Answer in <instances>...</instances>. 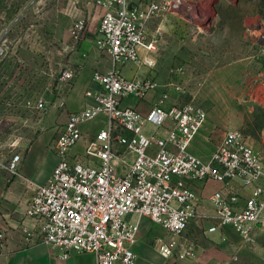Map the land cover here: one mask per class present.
<instances>
[{
	"label": "built area",
	"instance_id": "1",
	"mask_svg": "<svg viewBox=\"0 0 264 264\" xmlns=\"http://www.w3.org/2000/svg\"><path fill=\"white\" fill-rule=\"evenodd\" d=\"M204 1H92L100 9L94 46L108 56L110 68L92 74L99 90L85 92L91 103L68 113L57 130L52 144L57 162L46 181L33 186L24 208L41 242L60 259L90 253L94 264H136L131 246L137 224L128 219L131 215L147 217L165 230L167 238L154 241L162 258H192L194 241L187 230L208 218L196 211L200 197L192 189L194 181L222 184L209 198L213 206L209 217L214 222L205 232L228 226L247 239L251 226L264 223V160L240 131L223 132L210 157L203 160L188 150L205 119L200 105L188 101L166 108L163 93L143 113L121 106L124 98H143L155 87L151 79L125 78L120 72V67L130 64L154 66L152 60L142 61L139 56V49L146 56L156 51L148 24L167 15L192 18ZM85 30L84 19L74 20L70 27L77 40ZM257 39L264 44V26ZM73 77L72 70L63 69L57 80L68 84ZM46 105L47 100L40 99L35 108L43 111ZM100 116L104 118L101 129L84 130ZM145 126L151 127L149 133ZM18 162L19 156L13 155L7 163L0 160V168L14 176ZM233 182L238 188L231 187ZM241 189L248 190L247 196H241Z\"/></svg>",
	"mask_w": 264,
	"mask_h": 264
},
{
	"label": "crops",
	"instance_id": "2",
	"mask_svg": "<svg viewBox=\"0 0 264 264\" xmlns=\"http://www.w3.org/2000/svg\"><path fill=\"white\" fill-rule=\"evenodd\" d=\"M92 1L94 0H68L64 12L71 23L65 29L64 46L60 56L61 68L46 99V111L31 139L25 143V135L22 134L16 141L14 155L19 156L16 174L11 176L8 171L0 168V264H94V257L90 253H72L65 259L57 257L41 242L36 233L37 229L33 228L31 221L24 216V208L33 193V186L43 184L57 162L52 148L57 130L65 124L68 113L86 108L91 103V100L85 97V92L99 90V85L91 80L92 74L103 73L110 68L108 56L94 46L100 9L94 7ZM129 1L137 3L147 0ZM203 3L205 2L201 4ZM76 19H84L86 22V30L78 40L72 38L70 33L71 24ZM150 25L151 23L148 24L147 31L156 39V51L151 56H146L144 50L139 49V56L142 61L152 60L154 66L145 68L130 64L120 67V72L125 78L151 79L155 87L149 89L143 98H124L121 106L133 107L143 113L157 103L163 93L166 94L162 103L164 107L181 105L183 102H180V94L171 86L182 83L221 86L227 95H230L231 85L241 83L244 103L248 102V99L244 98V92H247L250 85L260 88V94L264 96V61L242 59V47L229 48L227 44L230 41L225 37L219 41L215 31H212L208 36H199L194 42L196 47L184 49L181 45L185 44L180 41L172 50L166 40L168 35L171 37L172 32L160 30L159 27L160 31L152 33L149 30ZM172 36L176 37V34ZM257 41L260 43V50L256 53L264 55V44L258 39ZM162 42L165 43L163 47ZM1 67L2 64L0 69ZM63 69L74 72V77L68 84L58 83V75ZM156 70L159 75L155 73ZM4 98L0 92V117L5 116V106L1 108V102H5ZM215 100L212 96V101ZM60 102H64L63 105ZM219 107L217 103L213 108ZM260 107L264 117V103H260ZM245 112H242V123L244 118L251 115L252 108H247ZM229 116L231 117V113L228 111L221 115L215 111L205 112L204 122L189 145V152L203 160L208 159L223 132L236 130L230 129L231 125L236 123L228 121ZM103 123L102 116L88 123L92 128L90 133L101 129ZM243 128L245 142L264 160V121L255 135ZM145 131L149 133L151 127L145 126ZM11 157L3 158L2 161L7 163ZM191 186L200 197L197 213L208 217L202 218L198 223H192L187 230V236L194 241V256L176 261L162 258L154 241L165 240V230L147 217L131 215L128 219L137 224V238L131 246L136 264H264V223L251 226L247 239L241 238L228 226H221L212 233L205 232L214 222V219L209 217L213 214L209 198L213 192L222 188V184L207 180L194 181ZM231 187L238 188L237 183L233 182ZM247 193V189L240 190L242 197L247 196Z\"/></svg>",
	"mask_w": 264,
	"mask_h": 264
},
{
	"label": "rangeland",
	"instance_id": "3",
	"mask_svg": "<svg viewBox=\"0 0 264 264\" xmlns=\"http://www.w3.org/2000/svg\"><path fill=\"white\" fill-rule=\"evenodd\" d=\"M67 2L68 0H0V92L5 97L1 108L4 105L6 109L5 116L0 117L1 160L14 155L20 135H25V143L31 139L46 111H38L35 106L38 100L47 99L61 68L60 56L65 29L71 23L64 12ZM204 2L195 8L194 17L182 19L167 15L152 21L149 30L154 33L160 27V30L172 32L171 37L168 35V39L166 38L172 50L180 41L184 42L185 45H181L184 49L196 47L194 42L199 36H208L215 31L216 39L222 41L225 37L230 41L227 44L229 48L242 47V59L264 61V55L256 53L260 50L257 36L261 26H264V0ZM175 34L176 37H173ZM164 44L162 42L161 46ZM155 73L159 75L158 70ZM171 87L180 88L175 90L180 94V102L193 100L206 113H231L228 121L236 124L231 125L230 129H239L242 133L244 127L243 130L254 135L261 129L264 117L260 103H264V96L255 85H250L247 92H244L247 103L242 101L241 83L230 86V95L224 93L221 86L182 83ZM212 96L218 102H213ZM217 103L220 107L213 108ZM247 108H252V113L242 123V112L246 113ZM11 113L15 115H10ZM86 126L84 130L90 132L92 128L88 124Z\"/></svg>",
	"mask_w": 264,
	"mask_h": 264
}]
</instances>
